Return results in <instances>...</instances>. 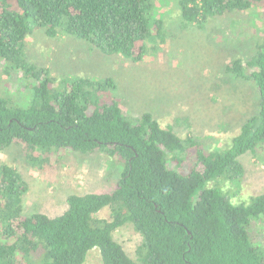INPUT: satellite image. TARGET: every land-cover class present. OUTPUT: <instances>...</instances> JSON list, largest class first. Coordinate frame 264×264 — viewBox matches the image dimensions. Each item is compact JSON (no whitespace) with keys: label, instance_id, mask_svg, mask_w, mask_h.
I'll return each mask as SVG.
<instances>
[{"label":"trees","instance_id":"obj_1","mask_svg":"<svg viewBox=\"0 0 264 264\" xmlns=\"http://www.w3.org/2000/svg\"><path fill=\"white\" fill-rule=\"evenodd\" d=\"M158 1L0 0V59L36 80L25 86L26 106L0 97V152L20 144L26 163L44 169L66 152L101 151L120 174L112 191L69 194L65 211L49 216L25 213L29 184L16 167L1 164L0 264H85L92 249L99 250L102 264H264V249L252 232L253 221L264 220V192L235 203V194L223 189L226 180L244 176L240 156L264 145V30L251 59L235 58L226 66L234 77L253 79L261 96L259 112L226 149L207 150L200 138L178 135L152 113L127 115L113 77L57 83L49 68L28 60V36L44 29L50 37L83 38L104 54L140 62L148 43L157 50L168 36ZM161 1L179 5L182 27L264 4ZM105 207L110 218L98 215ZM128 225L141 235L135 258L115 237Z\"/></svg>","mask_w":264,"mask_h":264},{"label":"rangeland","instance_id":"obj_2","mask_svg":"<svg viewBox=\"0 0 264 264\" xmlns=\"http://www.w3.org/2000/svg\"><path fill=\"white\" fill-rule=\"evenodd\" d=\"M158 6L159 12L164 13L168 36L157 50L148 43L149 50L140 62L104 54L83 38L50 37L44 29L28 36L26 55L29 61L49 68L57 83L77 76L113 77L118 85L114 94L127 115L137 119L145 112L152 113L163 127L172 126L178 135L200 138L207 150L226 149L243 123L260 110L256 82L234 77L226 66L235 58L246 62L256 54L257 39L264 30V4H255L226 18L209 17L201 25L189 27H182L181 9L174 1L159 0ZM246 73H251V69ZM33 81L36 82L0 59V97L26 106L30 90L25 86ZM112 161L105 152L75 151L38 169L26 163L20 144L0 152V165L16 167L29 184L24 195L25 213L41 211L49 216L65 211L69 194L112 191L120 178ZM240 161L246 168L244 176L223 182L224 191L235 194V203L249 202L264 192V145L256 153L243 154ZM176 164L172 161L171 168ZM98 215L110 218L111 210L105 207ZM252 232L255 244L264 249V220H254ZM115 237L135 258L141 235L128 225L119 228ZM85 264H102L98 249L91 250Z\"/></svg>","mask_w":264,"mask_h":264}]
</instances>
